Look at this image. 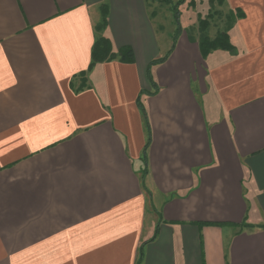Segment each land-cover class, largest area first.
<instances>
[{
  "label": "crops",
  "instance_id": "obj_1",
  "mask_svg": "<svg viewBox=\"0 0 264 264\" xmlns=\"http://www.w3.org/2000/svg\"><path fill=\"white\" fill-rule=\"evenodd\" d=\"M225 5L203 58L145 0H0V264H264V0Z\"/></svg>",
  "mask_w": 264,
  "mask_h": 264
},
{
  "label": "rangeland",
  "instance_id": "obj_2",
  "mask_svg": "<svg viewBox=\"0 0 264 264\" xmlns=\"http://www.w3.org/2000/svg\"><path fill=\"white\" fill-rule=\"evenodd\" d=\"M145 1L157 31L166 32L171 37L184 31L198 38L199 21H204L207 23L205 34L213 38L227 30V25L230 23L227 15L231 11L226 7L224 0H181L180 2L170 0V3L165 0ZM175 14L178 16L177 19Z\"/></svg>",
  "mask_w": 264,
  "mask_h": 264
},
{
  "label": "trees",
  "instance_id": "obj_3",
  "mask_svg": "<svg viewBox=\"0 0 264 264\" xmlns=\"http://www.w3.org/2000/svg\"><path fill=\"white\" fill-rule=\"evenodd\" d=\"M167 3H170V0H165ZM181 0H179L180 2ZM225 1V0H224ZM101 11V21L97 25L96 30L97 32H101L105 26H106V19H107V7L106 5H101L100 7ZM233 12L229 15H227V18L229 20V24L227 25V30L224 32L218 33L216 36L213 38H210L208 35L205 34L204 30L205 27L207 26V23L204 21H199V35L197 38V44L198 48L200 51L201 56L204 58L206 57L209 53L215 50H223V51H228V52H234L235 49L233 45L230 42L229 35H228V30L232 27L234 22L236 21L237 18L241 17L240 12L237 11L236 14H232ZM178 16L175 14V19H177ZM181 32H178L173 39H175ZM190 39H194L192 35L188 34ZM119 56L123 60H128L131 61L132 59V53L130 48H122L119 51ZM113 57V54L111 53V47H110V42L108 39L100 36L97 38L93 52H92V61L93 62H99V61H104L111 59ZM161 60L153 61L151 65L156 64L160 62Z\"/></svg>",
  "mask_w": 264,
  "mask_h": 264
}]
</instances>
